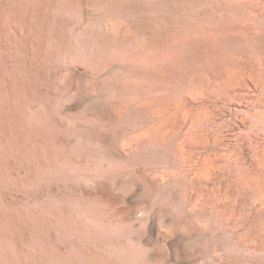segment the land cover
<instances>
[{"label":"rangeland","instance_id":"obj_1","mask_svg":"<svg viewBox=\"0 0 264 264\" xmlns=\"http://www.w3.org/2000/svg\"><path fill=\"white\" fill-rule=\"evenodd\" d=\"M0 264H264V0H0Z\"/></svg>","mask_w":264,"mask_h":264}]
</instances>
